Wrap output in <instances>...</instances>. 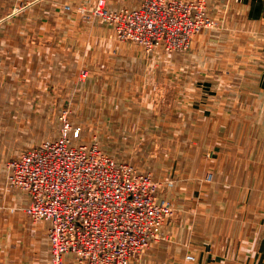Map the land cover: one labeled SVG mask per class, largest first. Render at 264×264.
Listing matches in <instances>:
<instances>
[{
    "label": "rangeland",
    "instance_id": "374dc122",
    "mask_svg": "<svg viewBox=\"0 0 264 264\" xmlns=\"http://www.w3.org/2000/svg\"><path fill=\"white\" fill-rule=\"evenodd\" d=\"M27 1L7 2L5 13L14 14L0 24L1 49L23 55L31 42V52L34 43L37 53L35 92H26L28 86L14 74L5 83L0 78V243L8 228L1 207L5 188L11 189L4 185L6 162L57 138L66 114L80 128L75 143L95 141L114 160L150 172L171 205L160 238L127 264H208L210 246L220 252V230L227 227L221 219L224 199L229 195L230 213L236 207L239 189L237 182L230 189L224 185L226 172L235 168L232 180L238 176L253 200L264 201L260 78L225 76L219 60L197 62L194 57L189 66L188 53L203 30L185 50L146 52L136 43L119 41L111 26L90 16L98 0L38 1L24 8ZM210 17L217 26L208 30H219L220 20ZM62 22L69 28H61ZM213 67L221 75L200 74ZM14 209L18 224L10 228L22 264H49L47 224L33 221L24 206ZM65 261L79 264L71 254Z\"/></svg>",
    "mask_w": 264,
    "mask_h": 264
},
{
    "label": "built area",
    "instance_id": "2783aa9c",
    "mask_svg": "<svg viewBox=\"0 0 264 264\" xmlns=\"http://www.w3.org/2000/svg\"><path fill=\"white\" fill-rule=\"evenodd\" d=\"M89 11L119 41L146 52L185 50L196 34L217 26L207 0H141L136 8L115 11L98 0ZM86 75L84 70L80 76ZM61 123L57 138L6 162V186L25 191V213L49 224V264H66L68 254L79 264H127L160 238L171 205L150 172L114 160L95 141L75 143L80 128L66 114Z\"/></svg>",
    "mask_w": 264,
    "mask_h": 264
},
{
    "label": "crops",
    "instance_id": "0c3cea01",
    "mask_svg": "<svg viewBox=\"0 0 264 264\" xmlns=\"http://www.w3.org/2000/svg\"><path fill=\"white\" fill-rule=\"evenodd\" d=\"M38 1L54 2V0H33L26 2L24 8L34 7ZM57 1L61 2L62 5L68 3L66 0ZM73 1L77 3V0ZM140 1L135 6H128L131 5V0H107L106 7L110 11L122 7L136 8L139 6ZM7 2L8 6H11L12 0H0V24L14 14V12L10 13L11 10L5 13L4 7ZM207 11L213 18L220 20L221 27L219 30L212 31L204 29L195 37L188 53L189 66L191 61H194V57L197 62L202 59H205L206 63L211 60L212 63L219 60L223 75L229 77L236 75L244 77L246 75L257 76L260 78L261 85H264V0H207ZM65 27L69 28V24L62 22L61 28ZM26 45L28 51L23 55L11 51L6 52L7 50L0 48V78L1 82L5 83L7 75L10 77L14 74L24 80L23 86L24 88L28 86L26 92L30 93L36 91L37 53L34 43L32 52L31 42L26 43ZM214 66L218 65L214 64ZM213 68L204 70L200 74L205 77L221 75L216 72L217 67ZM192 75L196 76L197 74L193 72ZM233 169L235 168H231L226 172L227 177L224 185L230 189L237 182L239 191H237L235 199V211L231 213L229 211L228 195L224 199L226 202L224 201V211L221 216L222 221L227 223V227L220 230V252L217 253L216 248L213 252L216 245L210 246L211 252L208 255V264H264V208H262V205H264L262 202L264 201L259 198L253 200L249 196V189L245 191L244 185H239L241 181L238 176L237 181L232 180L230 176L234 173ZM6 174L5 165V186ZM5 190L8 193L3 198L4 203L1 209L7 212L4 214V224L8 228L4 230V237L2 236L5 240L4 243H0V264H22L21 248L17 244V236L11 230L18 224V218L15 219L14 208L16 205L25 208L29 204V197L25 191L20 189L5 188ZM17 197L21 198L23 202L19 203ZM4 204H6V207ZM11 204H14L15 207H8ZM237 206H243V209L239 210ZM45 223L48 228L49 224Z\"/></svg>",
    "mask_w": 264,
    "mask_h": 264
}]
</instances>
